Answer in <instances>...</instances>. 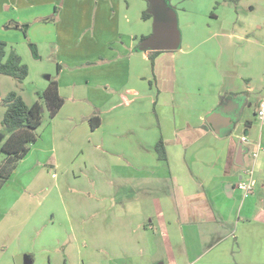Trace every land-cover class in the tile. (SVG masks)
I'll use <instances>...</instances> for the list:
<instances>
[{"label": "crops", "instance_id": "1", "mask_svg": "<svg viewBox=\"0 0 264 264\" xmlns=\"http://www.w3.org/2000/svg\"><path fill=\"white\" fill-rule=\"evenodd\" d=\"M19 2L10 6L11 0L4 1L8 9L0 14V41L29 67L18 92L22 96L31 79L37 95L56 79L65 103L43 123L38 140L0 189V264L37 262L27 244L59 218L71 219L69 194L61 186L73 192V183L95 191L85 198L90 213L84 207L80 212L92 218L93 241L114 231L130 236L117 248L126 254L125 264H143L132 260L137 252H150L145 264H264V193L254 187L237 200V219L227 215L241 191L246 157L253 158L259 147L252 168L264 173V121L258 116L264 102L252 117L242 111L234 123L240 129L244 125L240 136L227 131L219 136L207 122L222 96L236 94L229 104H239L256 92L254 77L258 70L264 76V21L241 17L240 2L223 7L225 12L215 3L219 7L209 16L219 22L224 12L226 21L211 27L208 36L195 30L201 23L190 16L185 39L180 5L173 0L181 44L160 53L153 71L148 52L134 51L139 39L152 34L147 28L151 19H143L145 0ZM8 18L12 27L4 29ZM48 18L54 21L45 22ZM27 24L28 38L22 29ZM245 63L255 72L243 77ZM8 94L1 92L2 98ZM38 101L37 95L28 105ZM92 117L101 119L96 129L89 123ZM8 137L5 132L0 144ZM161 140L166 161L156 151ZM146 195L153 199L152 208ZM18 219H26L23 228L16 226ZM159 237L170 262L152 258ZM64 239L56 240V251ZM75 244L79 248L77 233Z\"/></svg>", "mask_w": 264, "mask_h": 264}, {"label": "rangeland", "instance_id": "2", "mask_svg": "<svg viewBox=\"0 0 264 264\" xmlns=\"http://www.w3.org/2000/svg\"><path fill=\"white\" fill-rule=\"evenodd\" d=\"M6 1V0H0V14L1 12L3 13V10L7 11L6 8L2 7V3ZM13 2L10 3V6H15L17 3H20L19 0H11ZM133 3V0H130ZM146 1V0H145ZM151 1L152 0H148ZM156 1V0H155ZM159 3H161V5H165L167 7H177L178 4L174 5L173 4V0H158ZM147 2V1H146ZM177 2V1H176ZM180 8L178 10L179 16H180V21H181V29L183 31V35L184 38L186 39L187 35L189 34V27H190V16H195L194 18L197 19V21H199L201 24L199 26L195 27V30H200V34L201 35H212L213 33H211L210 28L212 27L214 29V25L219 28L218 26L221 25V22L226 21L227 18L223 19V14L225 12L224 8L229 7V8H235L237 7L236 5L240 2V4L238 5V12H240L241 17H246L247 15L249 16L247 19H249L250 21L258 22L259 20H263L264 21V0H240L237 4H232L229 3H225L224 0H217L215 2V0H198L197 3H200L199 5H197L196 7V3L195 0H178ZM192 2V3H191ZM25 3V2H23ZM21 3V4H23ZM215 3H220L221 4V8H223L224 12L222 14V20H220L219 22L213 19V16L211 18V16H209L211 13L213 14L216 10L215 7L217 4ZM173 4V5H172ZM209 4H213L211 10H209L210 5ZM62 5V1L59 5V7ZM219 7V6H218ZM2 9V10H1ZM148 8H146L147 11ZM175 9V8H174ZM192 9H198V10H192ZM218 9V8H217ZM205 12V13H204ZM216 13V12H215ZM211 14V15H212ZM221 14V12H220ZM53 19V18H51ZM11 20L12 18H8V20L5 19L6 24L4 25V29H8V27L11 24ZM4 22V23H5ZM222 22V23H223ZM153 25H154V18L152 17L150 21H148V30L152 32L153 34ZM202 26L204 28V30L202 29ZM227 26H225L226 28ZM3 29V30H4ZM264 29V26H263ZM204 31V32H203ZM150 34V36L152 35ZM91 35V33L89 34ZM142 39H139L138 44L136 45V47L134 48V51H139V48L142 50V52H148L149 54V58H150V54L152 52H156V51H150V50H146V49H142L141 48V44H142ZM160 53L163 52H172V51H157ZM159 53V54H160ZM159 54L157 56H159ZM156 56V58H157ZM155 58V61H156ZM104 61V60H103ZM87 65V64H86ZM149 67L152 68V64L151 61L150 63H148ZM244 68L242 71V75L243 77L246 75L248 76L249 73L251 72H255V69L253 68V65L250 66V64H244ZM155 68V66H154ZM152 70L154 71V69L152 68ZM257 71V70H256ZM35 76V74L33 75V77ZM154 77V74H153ZM43 78V77H42ZM255 82H254V88L256 89V92L254 94H252V99H247V104L244 106V111L246 112V116L252 117L253 116V112L255 110H257L258 105L262 102H264V76H262L260 70H258V73L255 75ZM34 80V79H33ZM154 80V79H153ZM153 80L151 81V86H154ZM31 79L28 81V84L30 85L29 89L25 91L24 94H22V97L24 99V101L27 104H31L32 101L35 100V98L37 97V95L35 94L34 90L36 91V89L33 88L32 83H31ZM247 81V80H246ZM0 86H1V92L3 95H6L10 92H17L19 94V87H21V84L18 83L15 79L11 78V77H6V76H0ZM21 95V94H19ZM36 96V97H35ZM243 99V98H242ZM244 100V99H243ZM5 107L3 105H0V139L4 138V134H5V129L2 125V121L4 118V114H5ZM44 120L43 123H45V121L48 119L50 121L49 115L47 113L46 110H44ZM243 124V123H242ZM43 125V124H42ZM244 127V125L241 126V129L237 127V125H234L233 128L229 131H227V134H236L238 133V135H241V131L242 128ZM240 129L238 132L237 130ZM41 130V128L39 129ZM38 130V132H39ZM226 133V132H225ZM39 135V133H38ZM1 146V144H0ZM0 158H3V154L1 153L0 150ZM261 159H259L258 162H261ZM253 158L251 155H248V157H246V167L244 169H242V180L238 183V185L243 182V183H247L249 180V177L246 175V171L252 169L253 165ZM257 168L254 171L253 174V178L255 180V188H257V190L260 193H264V173L259 175L257 172ZM73 185L76 187L73 189L72 191H69L70 188H68V186H66V184H64L63 187V191L67 192L69 195H67V205H68V209L70 212V217L71 219H67V215H65V217H61L57 220V225L54 226V224L49 225L48 227H44L45 233L42 235H40L41 232L39 233H35L33 240L31 243L27 244L29 249H32V251L38 255V260L35 264H110L113 262V264H125L128 263L126 260V257L124 255H126L124 253V255H121L120 250H117V248H121L124 247L123 243L127 244L130 242V236H126V235H122L121 233L118 234L119 232L114 231V233H112V235H104V234H99L95 236V240L93 241V236L90 233V224L92 221V218H90V214L87 215L85 213V215L80 212H84L83 211V207L88 209L89 207V203L90 201L85 199V198H92L93 193L95 192L92 187L90 188L89 186H81L80 184H75L73 183ZM76 189L77 192H74ZM239 193H237V197L236 199H234L233 205L230 207V212H227V215L229 217V219H237V210L239 209V200L243 199V196L245 195V193L243 191H238ZM253 192H251L249 195H251ZM259 193V195H260ZM53 196H55V194H52ZM156 195V194H155ZM247 195V196H249ZM258 195V194H257ZM258 195V196H259ZM153 196V195H152ZM241 196V197H240ZM144 200L147 201V204L150 206V208H152V200L150 198L149 195L143 196ZM238 200V201H237ZM71 202V204H70ZM23 206L24 205H20V207L18 208L19 210H23ZM75 207H79L77 213L74 212ZM89 213H90V209H88ZM233 210V211H232ZM23 212L20 213V215H22ZM26 219L22 220V219H18V222L16 224V226H19L20 228H23V222H25ZM88 223V224H87ZM90 223V224H89ZM81 224L84 226L83 229L80 228ZM86 224V225H85ZM15 226V227H16ZM86 226V227H85ZM43 233V232H42ZM75 233H77V237H78V241L80 243L79 248L78 245L75 244ZM64 239L62 246H60V248L56 251L55 247L57 246L56 240L59 239ZM160 238V246H159V250L157 251H153L152 252V258H154L155 261H157L159 259V257L161 256L163 261L166 262H170L171 259V254L170 251H168V249H166L165 247H163L161 245L162 242V238ZM139 239V237L137 238ZM34 241L36 243H34ZM146 241V240H143ZM88 245V246H86ZM44 246L45 248L42 249L41 247ZM107 246H111L113 248V250L115 251H111V250H106L104 247ZM21 250L24 248H20ZM45 250H48L47 252H44ZM42 254L43 257L40 255ZM136 256L135 258H133V261H137L140 262L142 260L143 264H145L146 260H149V255L150 252H147V254H143V253H134ZM133 254V255H134ZM132 255V256H133ZM17 258V257H16ZM15 258V259H16ZM109 259V260H108ZM112 259V260H110ZM19 262V261H17ZM157 263V262H156ZM161 262H158V264H160Z\"/></svg>", "mask_w": 264, "mask_h": 264}, {"label": "trees", "instance_id": "3", "mask_svg": "<svg viewBox=\"0 0 264 264\" xmlns=\"http://www.w3.org/2000/svg\"><path fill=\"white\" fill-rule=\"evenodd\" d=\"M147 1L148 9L143 14L144 20H149L153 17L151 12L152 2ZM170 1V0H169ZM240 0H224V2H231L237 4ZM171 2V1H170ZM219 4H217L218 6ZM173 9V8H172ZM45 22L54 21V18H48ZM11 25L8 27L10 29ZM18 27L20 26H13ZM29 24L23 25L22 29L26 38H28ZM148 37L142 38V41ZM7 43L0 41V76L11 77L18 83L23 84L29 76V67L23 62L22 57L15 51H7ZM139 50H141L139 48ZM160 52H152L150 54V61L152 68L155 66V58ZM60 68V66H59ZM247 95V93H246ZM236 94H226L220 98V107L228 104L234 100ZM247 97L241 99L239 104L240 115L247 104ZM39 101L33 106H29L21 95L17 92H10L7 96L2 98L0 90V105L6 109L2 125L8 133V139L1 145V153L3 154L2 162L0 163V189L2 185L8 181L17 168L19 162L29 153L31 146L36 143L39 138L38 130L43 124L44 115L42 109L46 110L50 120H52L64 106L65 100L59 93V86L56 79H52L48 88L38 93ZM92 129H96L101 125L99 117H92L89 119ZM156 151L159 159L166 161L167 153L164 142L161 140L156 145Z\"/></svg>", "mask_w": 264, "mask_h": 264}, {"label": "water", "instance_id": "4", "mask_svg": "<svg viewBox=\"0 0 264 264\" xmlns=\"http://www.w3.org/2000/svg\"><path fill=\"white\" fill-rule=\"evenodd\" d=\"M151 12L154 18L153 34L145 39L141 48L150 51H175L181 44L177 14L171 7L152 0ZM44 113V109L41 110ZM208 124L219 136L233 128L234 121L215 111L207 118ZM21 264H30L27 260Z\"/></svg>", "mask_w": 264, "mask_h": 264}, {"label": "built area", "instance_id": "5", "mask_svg": "<svg viewBox=\"0 0 264 264\" xmlns=\"http://www.w3.org/2000/svg\"><path fill=\"white\" fill-rule=\"evenodd\" d=\"M258 116L259 118L264 121V104L261 106V110L259 111L258 113ZM242 140L244 142H248V138L247 137H243ZM259 150H260V147H259ZM258 150V152H259ZM258 152H256L254 155H253V158L256 160L258 159ZM254 171H255V168H252L250 170H247L246 171V175L249 177V180L247 183H243L241 182L239 185H238V188L243 191L246 195H249L251 192L254 191V187H255V180L253 178V174H254Z\"/></svg>", "mask_w": 264, "mask_h": 264}, {"label": "flooded vegetation", "instance_id": "6", "mask_svg": "<svg viewBox=\"0 0 264 264\" xmlns=\"http://www.w3.org/2000/svg\"><path fill=\"white\" fill-rule=\"evenodd\" d=\"M240 104H224L221 106V108H217L216 111L220 112L224 116H228L232 119V121H235L239 118L240 116ZM234 126V125H233Z\"/></svg>", "mask_w": 264, "mask_h": 264}]
</instances>
